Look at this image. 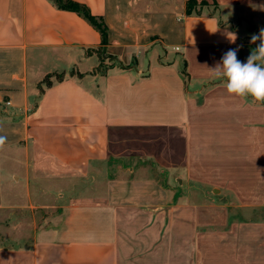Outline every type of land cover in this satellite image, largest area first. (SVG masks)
<instances>
[{"label": "crops", "instance_id": "1", "mask_svg": "<svg viewBox=\"0 0 264 264\" xmlns=\"http://www.w3.org/2000/svg\"><path fill=\"white\" fill-rule=\"evenodd\" d=\"M74 1L107 41L53 0H0V210L6 162L67 192L0 264H264V104L209 71L246 61L264 0Z\"/></svg>", "mask_w": 264, "mask_h": 264}, {"label": "rangeland", "instance_id": "2", "mask_svg": "<svg viewBox=\"0 0 264 264\" xmlns=\"http://www.w3.org/2000/svg\"><path fill=\"white\" fill-rule=\"evenodd\" d=\"M111 59H108V62L103 61L98 69L111 65ZM61 76L60 73L47 76L40 85V91ZM104 175L103 173L102 176ZM4 176V188L7 195L5 206L0 210V246L30 245L35 240L39 229L56 219V214L67 192L54 184L27 181L25 178L20 181L22 178H14L13 174L10 175V166L7 162L4 163ZM90 185L93 186L84 182V185H78V189ZM73 189L71 185L69 187L71 193L74 192ZM64 192L65 194H60Z\"/></svg>", "mask_w": 264, "mask_h": 264}, {"label": "clouds", "instance_id": "3", "mask_svg": "<svg viewBox=\"0 0 264 264\" xmlns=\"http://www.w3.org/2000/svg\"><path fill=\"white\" fill-rule=\"evenodd\" d=\"M253 11H264V4H249ZM228 39L235 44L236 33H228ZM257 41L259 43L257 44ZM250 44L256 45L250 51L246 61L238 59V52L242 45L229 48L210 73L217 79L225 81V87L230 95L240 98L250 97L254 102L264 104V27L258 33L250 34ZM6 137L0 136V147H3ZM94 234L88 233L82 237L85 243L93 242Z\"/></svg>", "mask_w": 264, "mask_h": 264}, {"label": "trees", "instance_id": "4", "mask_svg": "<svg viewBox=\"0 0 264 264\" xmlns=\"http://www.w3.org/2000/svg\"><path fill=\"white\" fill-rule=\"evenodd\" d=\"M60 8L76 11L78 13H81L84 15L99 31L101 32L103 36V41H107V26L104 23V21L101 19V17H98L91 13V11L88 9V7L83 4L79 3L74 0H53ZM195 0H190L188 2V10L192 12V7Z\"/></svg>", "mask_w": 264, "mask_h": 264}]
</instances>
